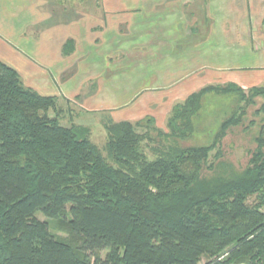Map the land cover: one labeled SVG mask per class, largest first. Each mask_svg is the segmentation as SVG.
<instances>
[{"label":"trees","instance_id":"trees-1","mask_svg":"<svg viewBox=\"0 0 264 264\" xmlns=\"http://www.w3.org/2000/svg\"><path fill=\"white\" fill-rule=\"evenodd\" d=\"M248 93L233 83L192 93L157 131L170 143L153 158L143 145L154 118L108 121L101 149L88 127L62 124L58 97L0 60V264H264V123L240 175L205 174L238 111L211 146L184 145L207 95L252 103L264 88Z\"/></svg>","mask_w":264,"mask_h":264},{"label":"crops","instance_id":"crops-1","mask_svg":"<svg viewBox=\"0 0 264 264\" xmlns=\"http://www.w3.org/2000/svg\"><path fill=\"white\" fill-rule=\"evenodd\" d=\"M0 60L43 95L92 93L85 110L124 116L156 85L264 88V0H0Z\"/></svg>","mask_w":264,"mask_h":264},{"label":"rangeland","instance_id":"rangeland-1","mask_svg":"<svg viewBox=\"0 0 264 264\" xmlns=\"http://www.w3.org/2000/svg\"><path fill=\"white\" fill-rule=\"evenodd\" d=\"M218 79L215 75H212V79H209L210 82L207 85H225V83L217 82ZM148 82L150 84V80ZM156 86L148 87L146 92L140 94L144 98L137 104L139 106L137 111L127 112L125 116L123 111L120 112V110L125 108L131 110V106L120 107L119 110L112 111L108 109L94 110L93 112L85 110L83 108L84 100L92 93L83 92L76 98L69 95L59 96V106L66 111V116L63 115L62 124L67 127L72 126V124L88 127L91 131L93 143L103 149L107 142L105 125L108 121L119 122L117 117L122 116L125 121L134 123L152 117L155 119V128L152 130L147 129L152 134V141H145L143 147L148 155L154 158L156 153L152 151V148L170 143L165 139H160L157 131L168 132L167 124L172 108L176 104L185 101L186 95V93L178 94L174 99L173 92H160ZM249 90L245 91L247 96L251 95L248 93ZM145 98L147 104H145ZM251 98L254 99L252 103L247 102V100L246 102H239L238 96L235 95L218 96L209 94L204 98L203 108L195 119V132L192 137L184 142V145L211 146L214 143L215 135L219 132L221 124L226 118L234 112L237 113V111L239 116H242L240 124L229 128L222 139L221 154L216 157V151H213L210 161L211 164L213 163V167L205 170V174L210 178L240 175L247 169L253 152L257 149L256 139L264 123V93ZM112 112H115L114 115H112ZM50 114L53 115V112ZM139 131L144 132L146 129H139ZM41 219L45 220L44 218ZM206 262V258L203 257L201 264Z\"/></svg>","mask_w":264,"mask_h":264}]
</instances>
